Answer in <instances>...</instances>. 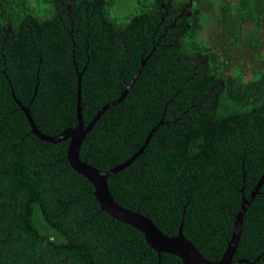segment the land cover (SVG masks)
<instances>
[{
    "label": "trees",
    "instance_id": "16d2710c",
    "mask_svg": "<svg viewBox=\"0 0 264 264\" xmlns=\"http://www.w3.org/2000/svg\"><path fill=\"white\" fill-rule=\"evenodd\" d=\"M211 22L219 40L208 44ZM263 47L264 0H0V264H183L101 209L68 160L69 139L42 140L21 109L47 135L75 127L80 73L87 126L141 67L80 158L101 171L124 164L159 124L108 177L111 194L166 235L183 215V234L220 259L243 183L249 195L264 173ZM236 52L257 54L249 78ZM239 259L264 264V183L243 217Z\"/></svg>",
    "mask_w": 264,
    "mask_h": 264
},
{
    "label": "water",
    "instance_id": "95a60500",
    "mask_svg": "<svg viewBox=\"0 0 264 264\" xmlns=\"http://www.w3.org/2000/svg\"><path fill=\"white\" fill-rule=\"evenodd\" d=\"M141 70L142 67L139 69L137 74L131 79L127 88L121 93L120 97L117 100L107 103L105 106H103L87 126L84 124L81 115V106H80L81 74L80 73L78 74V80H77L78 81V86H77L78 124L75 127L67 128L57 135H47L38 128L35 121L33 120L30 113V105L25 106L21 104V109L24 111L27 119L29 120V123L32 128V132L42 140L56 143L59 141L69 139L68 155H67L68 160L76 171H78L80 174L91 180L95 188L94 194L100 203L101 209L107 212L111 217L123 223L129 224L133 228L140 231L143 234L144 239L147 241V243H149V245L158 252L159 256L161 255V253H170L172 255L178 256L182 260L183 264H240L241 262L246 261V259H239L233 262V256L236 251L238 241L240 239L244 214L250 203L255 199L256 195L259 193V190L264 183V173L262 174L258 182L255 184L253 190L250 192L249 195H246L244 189V183H243V186L241 188L242 203L237 213L236 219L234 221L231 239L228 241L227 247L222 257L218 260H210L207 259L197 249V247L192 243V241L189 240L183 234L182 231L183 222H184L183 215L177 234L172 236L166 235L155 225V223L149 217L144 216L138 211H134L132 209L121 206L113 198L111 191L108 187V181H107L108 177L116 173L117 171H120L127 164H129L134 158H136V156L139 153H141L144 150L151 135L157 129L159 124L156 125L153 129H151L150 133L147 136L146 141L139 149V151L136 154H134L130 160H127L124 164L117 165L114 168L107 171H101L98 168L88 164L86 161L80 158L79 151L85 134L93 127L94 123L97 121V119L105 109L123 100V98L126 96L129 88L132 86V84L138 77V74L141 72Z\"/></svg>",
    "mask_w": 264,
    "mask_h": 264
},
{
    "label": "rangeland",
    "instance_id": "374dc122",
    "mask_svg": "<svg viewBox=\"0 0 264 264\" xmlns=\"http://www.w3.org/2000/svg\"><path fill=\"white\" fill-rule=\"evenodd\" d=\"M232 3L235 2V0H231ZM131 2V1H130ZM128 3H125L122 7H127ZM219 12V11H217ZM218 14V13H217ZM118 15H125V11L122 9H118ZM202 36L206 39L207 43L209 44L210 42L214 41L215 43H217V41L219 40V38L217 37V28L215 26L214 23H207V26L205 27V29L202 32ZM263 51L262 53H264V47L262 48ZM235 57H238V61L245 63V68H244V72L247 78H249L251 76V71L252 69L255 67L254 64V58L257 56V54L253 55V53L251 54H247L245 56H239V53L236 52ZM237 63V60H235V64ZM258 66V64H257Z\"/></svg>",
    "mask_w": 264,
    "mask_h": 264
}]
</instances>
